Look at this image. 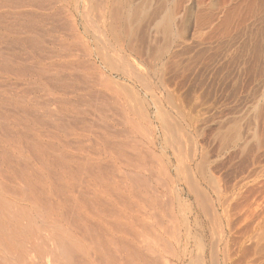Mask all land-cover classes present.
Masks as SVG:
<instances>
[{
    "label": "bare ground",
    "instance_id": "obj_1",
    "mask_svg": "<svg viewBox=\"0 0 264 264\" xmlns=\"http://www.w3.org/2000/svg\"><path fill=\"white\" fill-rule=\"evenodd\" d=\"M56 1L58 2V0ZM90 2L97 4L98 0L97 3L96 0H91ZM52 3H55V1L0 0L2 7L13 4L27 5L28 7L32 6L39 9L43 4H50L51 6ZM13 5L7 8L12 9ZM199 5L203 12V23L207 21L208 13L212 15V19L216 17L221 23H231L237 28L241 26L245 27L248 23H264V0H199ZM11 9L10 11L13 10ZM3 13L5 14L0 13V264H235L233 258L236 256L232 252V249L234 250L235 248H232L234 246V243L232 244L234 240L232 238V225L234 224L231 222V207L233 205L230 202L231 197L226 194L229 187L227 191L222 189L223 187L221 188V185L219 186L213 183L214 179L211 180L204 169H202V165L205 163L203 156L207 152L202 155L203 148L200 147L198 138H195L197 136L196 127L198 129L199 126L195 127L191 122L190 125H186L187 122L185 123L186 120H184L183 124L188 127L189 136L187 134L182 136L181 133H185L184 129L181 131L178 128L179 133L181 131V137H179L182 139V143L178 142L177 138L179 137L174 138V136L168 135L174 146L168 142L169 137L166 135L168 137L167 144L170 143L169 145L174 147L171 146L173 148L171 150L173 161H170L168 156L170 161L168 163L169 165L165 166L163 163V167L157 166L159 168L157 169L158 174L155 172L156 170L154 171L156 165L153 168L154 165L148 162L149 156H153L149 148L150 145L146 146L143 143L150 136L146 135L147 139L143 142L138 140V132L135 130L139 128L136 126L137 128L133 130L134 122L132 120L134 121V119L130 118L131 115L128 114L129 108L127 109V107L129 106L126 107L123 103H118L116 106L113 104L115 107L118 106L117 110L121 115H119L121 119L119 122L122 125L124 124L123 127L127 130L116 131L117 129H112L113 126L110 129L108 125L109 128L106 126L98 127V131H93L94 129L89 128L93 132L91 134L89 132V134L85 133L84 128L88 126H92L93 128V125L89 124L90 122H87L88 124L85 123L89 118L86 120L85 117V121L82 119L80 121H73V119L69 121L68 116L71 113L75 115L73 112L74 107H76L74 105L75 102L73 104L70 103V105L66 102L68 101L67 99L66 101L61 100L59 98L60 95H58L59 97L57 96L58 93L56 94L57 97L52 95L54 92L63 93L66 88H70L72 91L85 90L88 92L87 96L85 94V96L82 95L83 98H80V95H78V99L80 98L81 101L82 99L87 100V102H84L87 104L89 102L93 107L99 104L98 107H100L96 112L104 114L102 113L101 107L108 106V104L105 105L106 99L99 92L102 93V91L105 92L107 90L108 85L106 80L109 75L105 77L100 73V76L98 75L99 72H96V74L92 73L94 78L91 74L89 76L84 70L87 69L89 71L92 69H84L83 65L81 67L80 64L85 61L83 59L79 60L83 61L80 64H77L78 61H72V59L66 63H56L54 65L51 63L52 66H48L47 64L45 66L41 63H35L33 66V63L30 76H28L29 78L31 77V80H28L27 83L29 81H33L32 84L36 85L38 83L35 86L36 88H33L38 91V87H40L39 83L41 81L47 82L42 91L48 95L46 96L44 94L49 99L45 98L47 101L42 103L41 101L43 99L37 96L38 99H42L41 101L39 100L41 104L37 101L36 97L31 96L32 94L30 96L35 99H30V96L27 98L25 94L29 92L26 91L27 89L24 90L25 87L23 88V85L25 83L23 81L29 73H27L22 65V63L25 64L26 62H22L23 60L17 56H10V48L12 49L11 46L14 45L13 47H15V45L19 44L23 49H28V47L35 49L37 55H40L41 52L45 51H41L45 47L41 45L43 44L40 42L42 40L38 41L35 38L33 39L27 36L24 40L19 41L18 38V40L15 39L14 41V38L12 39L9 34H13L12 32H17L19 35L26 32H33L34 34L40 30L38 28L41 22L44 25L49 20L48 16L50 14H47L46 17L40 14L38 15L37 13L38 17L40 16L38 18L35 17L37 16L36 14L33 17L31 15L34 14L29 15L27 13L28 15H26L25 12L24 14L19 13L17 16L11 13L6 14L7 12ZM55 14L57 15V13ZM67 14H70L69 11ZM112 14L115 15L113 12ZM71 16L73 15L69 17ZM104 17L102 16L101 19L103 18L104 20ZM85 19L87 18L85 17ZM85 19L84 22L86 21L87 23ZM6 20L18 21L19 24L4 25L3 23H6ZM55 20H52L54 21L52 22L53 27L54 24H58L55 23ZM112 21L115 20L113 19ZM73 22L71 19L69 23L72 29L73 26H76ZM94 26L97 27L98 25ZM49 27L52 28L51 26ZM100 27H103L104 30L107 28H104V25ZM92 29L94 30L95 28ZM92 29L89 30L92 31L91 33L93 35L97 31L100 34L99 37L94 35L95 39L93 41H96L97 38L99 42L103 41L100 38H105L106 34L104 30L103 32H99V28H96L97 31H93ZM106 31L108 32L109 30ZM112 31L115 32L114 28ZM73 33L76 34L75 32ZM38 34L36 35L37 37L39 36ZM40 34H43V37L45 36L44 33ZM77 34L74 40L82 48L84 58L87 60L93 58L95 61H101V51H99L100 55L96 53V56L93 57L92 50L89 47L90 45L87 44L90 41L84 38V40L88 41L86 43L82 40L83 38L80 39L81 34L79 36L80 38ZM19 35L17 37L22 36ZM108 39L106 37L104 42ZM112 39L115 41V36ZM46 40L48 41V38ZM49 40L52 41L51 39ZM47 41L45 42L47 43ZM69 44L71 45L73 43ZM57 46L54 47L56 48ZM66 46L63 47V50L66 51V56L76 58V56H71L73 50L72 45L70 47ZM73 46L75 47L76 45ZM102 46L105 48L104 45ZM47 48L49 49V47ZM97 48L96 50H99L100 47ZM103 48L100 49L102 50ZM30 49H28L29 52ZM12 50L15 51V48ZM60 51L62 50L58 52L60 53ZM111 51L113 52V49H110ZM54 52L55 54H59L56 51ZM34 53L32 54L33 56L35 55ZM107 53H102L105 56L104 59H108L106 58V56L108 57ZM47 55L45 52V56ZM62 57L59 58L61 59ZM55 58H58V55ZM45 59H48V56ZM110 59H108V62ZM120 59H122V56ZM38 60L40 61V59ZM126 60L127 58L124 61ZM31 62H34V60ZM112 62L109 65H114ZM128 62L126 61L127 64ZM94 63L93 61L91 65H88L94 67ZM102 63L105 62L103 61ZM87 64L84 65L86 66ZM105 65L103 66L105 67ZM130 66L127 65L126 67ZM106 67L109 66L106 65ZM96 68L99 70L98 67ZM119 68L120 66L117 69ZM127 69L126 71L129 70ZM94 70L97 71L93 68L92 71ZM94 75L98 76L95 77ZM8 76L11 78L14 77L15 82L7 83L5 79ZM143 83L146 84L147 82ZM29 87H31V83L27 86V88ZM98 87L105 88V90H101ZM94 88L98 89L96 90ZM111 88L109 86L108 89ZM145 88H148V86ZM67 90V92L70 91L69 89ZM71 98L73 97L71 96ZM112 99H117V96ZM84 102L82 101L81 104ZM117 102H119L118 99ZM66 105L71 107L69 109L64 108ZM113 105L110 109H114ZM88 107L90 108V106ZM130 109L129 111H131ZM79 113L83 114L84 112L80 110ZM98 113L96 114L98 115ZM94 114L92 115L95 116ZM100 116L103 117V115ZM95 117L97 118V116ZM187 118L189 117L187 116ZM77 119L79 120V118ZM159 120L158 122L161 124ZM164 121L165 119L162 123ZM96 122L94 120V123ZM171 122L169 125L165 124L166 126L163 124V127L167 130H172V127L175 126L177 129L176 124L170 126ZM131 123L133 126H131ZM136 123L138 122L135 121V125H137ZM180 123H178V127L181 126ZM79 125L82 126L80 127ZM101 125L103 124L101 123ZM172 131L176 132L175 129ZM142 138L144 139V137ZM146 144L148 145V142ZM167 144L165 142V146ZM161 147L163 145H160L159 148L161 149ZM154 149L156 148L153 147ZM165 150L162 152V156L166 155ZM203 151L205 152V149ZM156 163L158 162L155 161ZM211 174L209 173V175ZM212 196L214 199H211V202L209 199ZM187 202L189 203L187 204ZM177 212H179V215L186 212L185 214L183 213V217L180 216L183 229H180L178 220H176L177 215L175 216V213ZM241 217L243 218V216ZM237 261L239 264V260Z\"/></svg>",
    "mask_w": 264,
    "mask_h": 264
},
{
    "label": "rangeland",
    "instance_id": "obj_2",
    "mask_svg": "<svg viewBox=\"0 0 264 264\" xmlns=\"http://www.w3.org/2000/svg\"><path fill=\"white\" fill-rule=\"evenodd\" d=\"M52 1H55V3H52L51 6L50 4H43L44 6L42 5V7H45L44 9L41 6L38 9L32 6L28 7L27 5L12 4L13 8L16 7L15 9L12 8V10L11 8H7L10 6L12 7L11 4L7 7L3 6L4 8L0 5L1 14H5L3 12H7L6 14L11 13L12 15L15 14V16H17L19 15V13L24 14L25 12L26 15L34 14L31 15L33 17L35 16V14L37 15V13L38 15L40 14L46 17L47 14H50L48 16L49 20L46 21L49 25H47L46 22L44 23V25L42 22V24L37 23L39 24L38 29L40 30L37 31L39 34L37 32L36 33L39 35V38L36 36L37 34H33V32H26L27 34L21 33L20 35L22 36H20L17 32H12L13 34H9L12 39L14 38V41L15 39L18 40V38L19 41L24 40V38H27V36L33 39L35 38L38 41L42 40L43 42L40 41L41 43H43L41 45H44L43 47H45V49L42 48L41 50L45 51H40V55H37L35 49H30L28 47V49H30L29 52L27 48L23 49L19 44L15 45V47H13L14 45L11 46L12 49L15 48V51L10 48V56H17L19 59L23 60H21L22 62H26L25 64L27 66L23 63L22 65L24 66V69H26L27 73H29L25 77L26 81L25 79L23 81L25 83V85H23V88L25 87L24 90L27 89L26 91L29 92L25 94L27 98H29L28 96H30L31 94L32 97L37 98V96H39L38 98H42L43 100L46 98V96H48L44 91H42L47 84V82L45 81H41V83H39V86L43 87H41V89L40 87H38V91L41 92H38L37 89L34 90L36 88L35 86H37L38 83L37 85L32 84L33 81H29L31 83V87L27 88V86L30 85V83H27V81L31 80V77L29 78L28 76H30V70L32 69L31 66L33 63V66L35 65V63H41L42 65L47 64L48 66H52L56 63H66L68 60L72 59V61H78V63L76 62L77 64H80L85 60L84 63L80 64L81 67L82 65L84 66V69L91 68L93 70L94 68L97 70L96 67H98L100 71H88L87 69L84 71L87 72L86 74L88 75H92V73L96 74V72H99L98 75L100 76L101 74L105 77L109 75L107 77L106 83L108 85V88L110 86L114 89L113 90L111 88L113 90V93L111 89L106 88L107 90H105V88L98 87L101 90H105V92H99L106 99L105 105L108 104V106L101 107L102 113H104L105 115L96 112V110H98V108L100 107H98L99 104L96 106L97 108L95 106L93 107V105H90L89 102L88 105L86 103L87 100L85 99H82V101L86 102L81 104L82 101L80 98H83L85 94L86 96L88 94V92H86L85 90L72 91L70 88H66L65 92H54L52 96H56V94L58 93L57 96L60 95V97H58L61 100L66 101L67 99L68 101L66 102L69 104H73L75 102L74 105H76V107H74L73 111L75 115L71 113L72 110H70L73 118H71L72 116L70 115L68 116V119L69 121H72V119L73 121H80V119L85 121V117L86 120L87 118H89V120H87L85 123L88 124L90 122L89 124H92L93 128L92 126H88L84 128V132H89L90 134L93 131H98V127H108V125L110 129L111 126H113L114 128L112 127V129H117L116 131L127 130L125 127H123L124 124L122 125V123L119 122V120L121 121L119 117L120 113H118L119 111L117 110L118 106H115L118 103H123V105H125L126 107L129 106L127 107V109L132 108L130 109L132 112L128 109V114L131 115L130 118L134 119V121L132 120V122H134V126L132 123L131 126H133V130H135L137 128L136 126H138L139 129L135 131L138 132L137 138H139V141L143 142L148 138L143 143L146 146L150 145L149 148L153 153V156H149L148 162H151L150 164L154 165L153 168L156 165V169L154 168V171L156 170V173L158 172L157 169H159L157 166L163 167L164 164L165 166H168V163H170V161H173L171 150H173L174 144L171 142L169 136L172 135L174 136V138H177L180 136V133L181 131H183V129L185 133L182 132L181 135L183 136L184 134H187L189 136L188 127H186V125H190L192 123L195 127L199 126L198 129L196 127L197 136H195V138H198L200 147H202L203 150L205 149V152L202 150V155L207 152L203 156L205 158L203 160L205 163H202V169H204L205 173L211 180L214 179L213 183L219 186L221 185L220 187H223L222 189L226 191L229 187V190L228 192H226V194L231 197L230 202L233 205L231 207V222L232 224H234L232 225V238L234 240H232L235 242L232 241V244L234 243V246L231 247H235V251L232 249V252H234L233 255L236 256H233V261H235V264H238L237 260H239V264H245V261L246 264H264V23H248L245 27L241 26L237 28L231 23H221V21L218 18L216 19V17L215 19H212V15L208 12V19L207 21H205V23H203V12L201 6L199 5V0H98V3L96 0L98 6H96L97 4H92V2H90L91 0H58V2L56 0ZM17 6L18 8L20 7V9H18ZM112 6L114 7V9ZM10 9L12 11H10ZM66 9L70 14H67L68 11ZM14 10H16L17 12H14ZM84 11L87 15L84 13ZM112 12L116 16L113 15ZM55 13H57V15ZM102 13H104L105 15ZM38 15L35 17H38ZM70 15H73L71 16L72 18L69 17ZM102 16H105L104 20L103 18L101 19ZM85 17L87 19H85ZM69 18L70 20L68 21ZM51 19H56L55 23L58 24H54L53 27L52 22L54 21H52ZM71 19L72 22L75 19L73 23L76 26H73V29L70 28L71 26L69 24ZM84 19L87 20L88 24L86 23V21L84 22ZM113 19L115 21H112ZM113 22L115 25L112 24ZM15 23L19 24L18 21L15 22L13 20H8L3 24L8 25ZM84 23L87 25L85 26ZM101 24L104 25V28H107L104 30L103 27H100L102 26ZM94 25L98 26L95 27ZM49 26H51L52 28H50ZM83 26L87 27V29H85V27L83 28ZM75 27L77 28L74 29ZM91 27L95 28V31H97L96 28H99V32H103L104 30L106 34L105 38H109L105 41L106 43L104 42V37L100 38V40L103 41L99 42L98 38V40L96 39V41H93L95 39L94 35H96V37H99L100 34L97 31L98 34L94 32L95 34L93 35V33H91L92 31L89 30L92 29ZM113 28L116 33L112 31ZM106 30L109 31L107 32ZM89 31L91 34L89 33ZM73 32H75L76 34L80 32L79 34H77L78 37L81 34V38L79 37L80 39L83 38L82 40H84L85 38L90 41L88 42L87 40H84L86 43L88 42V45H90L89 47L92 50L93 57L96 56V53L100 55L99 51H101L102 60L95 61L93 58L91 60H87L86 58H84V52H82L83 50L82 48H80L79 43L74 40L76 39V34H74ZM40 33H44L45 36L43 37V34ZM18 35L20 37H17ZM111 36L112 38H114L115 36V41L111 38ZM45 38H48V41ZM49 39H51L55 44L57 42H59L60 44L58 43L55 45ZM44 40L47 41L48 44ZM109 42H111L110 45ZM69 43H73L71 44L72 46ZM97 44L100 48H103L102 45H104L105 48L101 50L98 46H96ZM65 45H67L68 47H72L73 50L71 49V56H76V58L66 56V51L63 50V47ZM73 45H76V48ZM54 46L57 47L55 48ZM47 47H49V49ZM95 47H98L99 50H96ZM110 49H113V52H110ZM59 50H62L60 51V53H63L60 54L58 52ZM31 51L33 53L35 52L34 54L39 58L35 55L33 56V53ZM54 51L58 52L59 54H55ZM45 52L46 55L47 52H49L47 55L48 59H45L47 57L45 56ZM102 53H107L108 57L106 56V58H111L109 62L112 60L113 62H111L114 63V65H109L111 62L109 63L108 59H104L105 56L102 55ZM29 54L30 59H32L31 61L34 60V62L30 61ZM116 54L119 55L117 56ZM57 55L58 58H55V56L57 57ZM61 56L65 58L62 57L60 59L59 57ZM121 56L122 59H120ZM126 58V61H129L128 64L126 63V61H124ZM38 59H40L41 62ZM50 59L52 60L50 61ZM82 59L83 61H79ZM92 60L95 62L94 67L88 65H91V63L93 62ZM42 61L47 62L44 63ZM103 61L105 63H102ZM85 62L89 63L87 64ZM84 64H87L88 66H85ZM104 64L108 65L109 67H106V65L104 67ZM121 65L131 66L122 67ZM118 66H120L119 69H117ZM126 68H128L129 70L127 69L128 71H126ZM98 75L94 76L97 77ZM8 77L5 79L7 80V83L15 82L14 77H9L10 79ZM141 81L147 82L146 84L148 85ZM144 85L148 86V88H145L146 86ZM67 89H69L70 91L67 92ZM94 89H92V91H94ZM40 93H42L41 95L44 97H42ZM78 95H80V100L78 99ZM31 96L30 99L32 98ZM71 96L73 98H71ZM116 96L119 101L117 103V99H115L116 101L112 99ZM38 98L37 101L39 103H44L45 101H47L46 99L48 97L44 101L42 99L41 101ZM78 100L81 102H79ZM108 101L109 103L111 101L112 102L109 104ZM124 101L127 105L124 103ZM112 105L114 107V109L112 108L113 110L110 109ZM88 106H90V108ZM69 107L71 106H64V108L68 109ZM154 107L157 109H155ZM80 110L81 112L83 111L85 115L84 113L80 114ZM86 110H89L90 112H87ZM136 110L141 111L137 112ZM155 111L157 114L155 113ZM96 113H98V115ZM90 114H94L95 116H97V118L93 115L91 116ZM99 114L103 115V117H101ZM133 114L135 115V117ZM187 116L189 118H187ZM77 118H79V120ZM164 119L165 121L162 123ZM177 119H179L177 121L178 123L181 122V126L179 127V124L176 122ZM94 120L95 122L97 121V124L94 123ZM158 120L161 121V124L160 122H158ZM184 120H186L185 123L187 122L186 125L183 124ZM135 121L138 122L136 123L137 125H135ZM166 121L174 122H171L170 126L176 124L177 129L180 128L181 130L180 133L179 129L177 130L175 126L172 127V130L175 129L176 132L178 131V134L175 131L165 129L163 127V124H170V122L167 124ZM101 123L103 125H101ZM160 125L162 126L159 127ZM79 126L81 127L82 125ZM89 128L94 130L92 131ZM146 135L150 137L146 138ZM166 135H169L168 137L170 140L168 139V142L172 143L173 146H171L173 148L169 145L170 143L167 144L168 137H166ZM142 137H144V139ZM180 137L177 138L179 143L182 141ZM149 140L150 142L152 140V142L150 143ZM146 142H148V145L146 144ZM165 142L167 144L166 146ZM157 144L158 146H156ZM151 145L156 149L153 150V147ZM160 145H163L161 149L159 148ZM182 149L185 150L184 148ZM164 150L166 155L162 156V152ZM183 150L182 152H184ZM168 156L170 161L168 159ZM155 161H157L158 163L155 164ZM206 170L211 172H207ZM209 173L212 174L209 175ZM211 199H214L213 196L209 200ZM188 203L189 202H187V204ZM183 213L185 214L186 212ZM183 213L182 215H179V212L175 213V216L177 215L176 220H178L177 222L180 226V229H183V226H181L183 225L181 223V217L184 216ZM241 216H243V218ZM244 259L246 260L244 261Z\"/></svg>",
    "mask_w": 264,
    "mask_h": 264
}]
</instances>
